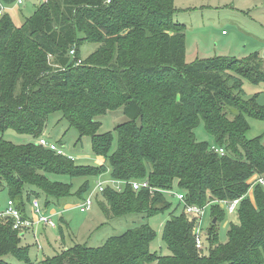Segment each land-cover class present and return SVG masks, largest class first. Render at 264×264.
I'll return each instance as SVG.
<instances>
[{
  "label": "trees",
  "instance_id": "1",
  "mask_svg": "<svg viewBox=\"0 0 264 264\" xmlns=\"http://www.w3.org/2000/svg\"><path fill=\"white\" fill-rule=\"evenodd\" d=\"M173 6L174 0H45L19 26L1 13L0 131L14 129L32 140L17 144L0 137V190L26 214L33 196L43 197L46 208L51 198L83 196L91 178L105 175L125 181L120 191L106 185L100 193L105 216L147 218L168 209L166 195L176 185L184 194L176 207H211L208 254L198 252L194 218L182 210L171 212L163 229L169 255L150 251L155 230L141 222L99 246L77 242L35 262L21 232L5 219L0 264H14L1 258L5 254L15 264H264V187L253 183L264 177V143L260 135L245 136L247 117L264 120V103L260 92L242 95L243 80L264 84L262 55L187 63L185 24L174 20ZM87 42L99 46L81 57ZM119 108L127 120L114 128L113 150V134L98 133L96 117ZM58 112L81 136L91 137L92 149L108 167L76 164L36 142ZM200 122L223 154L196 138ZM75 178L83 182L72 191ZM143 179L150 189L134 191L128 183ZM236 197H242L237 222H230L227 241L219 242L224 210L218 201Z\"/></svg>",
  "mask_w": 264,
  "mask_h": 264
},
{
  "label": "rangeland",
  "instance_id": "2",
  "mask_svg": "<svg viewBox=\"0 0 264 264\" xmlns=\"http://www.w3.org/2000/svg\"><path fill=\"white\" fill-rule=\"evenodd\" d=\"M14 0L9 4H0L2 12L9 15L16 26L21 25L26 17H29L41 2L45 0H22L18 4ZM174 20L185 24V61L194 62L195 59H203L214 56H231L237 59L248 54L259 52L262 55L264 63V0H174ZM99 45L97 43L87 42L80 47V56L85 57L89 52L94 51ZM243 97L249 98L256 92H260L258 98L264 103V84H253L249 81H242ZM100 121L98 133L111 132L114 136L111 148L116 146L115 126L127 120L122 108L108 110L96 117ZM249 127L245 133L247 138L257 137L264 143V120L247 117ZM195 130V136L198 140L207 141L212 145L213 138L204 129L200 122ZM49 141L62 147L65 155L72 157L74 163L80 165L109 166L107 160L102 156L95 154L92 149L91 137L89 135H80L77 129L61 117V114L50 115L47 125L42 133ZM0 137L12 143H27L32 140L31 135L19 134L14 129L0 131ZM50 179L65 180L67 178L54 174H47ZM104 181L105 186L113 187L112 180L108 176H99ZM96 179H90L89 191L83 193L79 198H86L93 194V203L88 211H81L77 207L79 198L71 194L61 197L59 200L51 198L49 206H46V212L53 216L56 228L39 224H34L35 236L31 233L25 239L28 245V257L32 262L41 259L43 253L61 251L64 246L63 241L58 239L59 231L63 229V239L66 245L70 246L77 242L84 243L87 246H99L103 244L108 236L121 234L127 228L138 226L141 222H147L155 230L154 239L149 245L151 252L161 255H169L163 238V229L171 212L179 214L184 210L180 204L177 205L175 193L178 188L173 185L172 190H168L166 198L171 205L167 210L158 212L150 217H143L141 213H128L121 217L107 218L100 207L99 201L103 200L100 193L94 189ZM83 178L73 179L74 191ZM31 188H34L30 186ZM27 186V189L30 188ZM248 195L253 199V190L249 188ZM34 197V196H33ZM38 198L43 210L44 198ZM9 197L6 190H0V210L7 206ZM29 211V204L26 205ZM223 217L217 223V235L219 242L227 241V231L230 222L236 221V212L228 214L225 207ZM211 207L208 206L200 218L202 246L198 250L201 254H208L209 244L207 242V229L212 219ZM67 223V224H66ZM61 227V228H60ZM48 238V240H47ZM42 248L37 249V243ZM23 243V242H22ZM9 263H17L11 254H5L1 257ZM33 264V263H32Z\"/></svg>",
  "mask_w": 264,
  "mask_h": 264
},
{
  "label": "built area",
  "instance_id": "3",
  "mask_svg": "<svg viewBox=\"0 0 264 264\" xmlns=\"http://www.w3.org/2000/svg\"><path fill=\"white\" fill-rule=\"evenodd\" d=\"M18 4L22 3V0H17L16 1ZM2 13V9L0 7V15ZM70 53H73V49L70 51ZM36 142L41 145L42 147H46L49 150H53L57 155L64 154V151L62 150V147L60 145H57L56 143H53L48 140V138L43 135L39 137ZM215 151L223 154L224 149L222 147L212 145V147ZM72 158V157H70ZM114 185L113 187L117 190L120 191L122 190L123 184L125 181L121 180H110ZM132 189L134 191H137L140 188H149L150 185L148 180L143 179V180H134V181H129L128 182ZM253 183H260L264 187V177L259 176L256 178ZM94 189L97 190L98 193H101L103 189L105 188L104 181L100 179L99 177L96 178ZM177 200L181 201L182 203L184 202V194L181 192L175 193ZM93 194L87 196L84 200H81L77 203V207L81 211H88L93 203ZM242 197H236L232 199H222L219 200L218 203L220 206H224L225 210L228 214H233L234 212L237 211L238 209V204L241 201ZM30 205V212H32L31 218L23 212L20 211V209L15 205L14 201L12 199H9L7 201V206L3 210H0V222L8 220L10 221V226L14 230H19V232H25V230L31 229L34 224H39L41 223L44 226H50L52 228H56L57 226L54 223L53 216L50 213H47L45 210L42 209L38 198L32 197L29 202ZM184 212L190 219L194 218L195 225L193 227V236L195 237V246L197 248H200L202 246V237H201V228H200V218L201 215L204 213L205 209L208 207L207 204L205 205H191V204H184ZM37 247L40 249L41 244L38 242Z\"/></svg>",
  "mask_w": 264,
  "mask_h": 264
},
{
  "label": "crops",
  "instance_id": "4",
  "mask_svg": "<svg viewBox=\"0 0 264 264\" xmlns=\"http://www.w3.org/2000/svg\"><path fill=\"white\" fill-rule=\"evenodd\" d=\"M176 21H179V20H176ZM30 202V201H29ZM29 202H28V204H29ZM27 204V205H28ZM30 206V205H29ZM45 211H46V208H45ZM25 212L27 213V215L29 216V218H31V216H32V212H30V209H29V211L27 210V207H26V209H25ZM67 224V223H66ZM45 227V226H44ZM61 228V227H60ZM34 226L31 228V229H28V230H25V232H21V237H22V241L21 242H23V244H26L27 242H25V239H26V237L28 236V235H31V233L33 234V236H35V232H34ZM62 233H63V229H62ZM58 239H60V241H63L62 242V245L64 246V247H67L68 245H66V243H65V241H64V239H63V235H62V237L60 236V233H59V237H58ZM47 240H48V238H47ZM37 246V245H36ZM40 248H42V246L40 247ZM37 249L40 251V249L37 247ZM55 250H53V252H54ZM43 254H52V252H47V253H43ZM37 260H40V258L39 259H37Z\"/></svg>",
  "mask_w": 264,
  "mask_h": 264
},
{
  "label": "water",
  "instance_id": "5",
  "mask_svg": "<svg viewBox=\"0 0 264 264\" xmlns=\"http://www.w3.org/2000/svg\"><path fill=\"white\" fill-rule=\"evenodd\" d=\"M213 222L215 221V217H214V219L212 220Z\"/></svg>",
  "mask_w": 264,
  "mask_h": 264
}]
</instances>
